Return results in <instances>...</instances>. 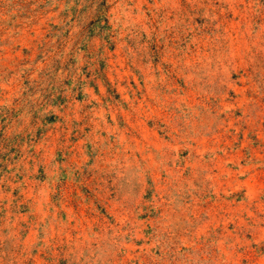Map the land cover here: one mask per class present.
Returning a JSON list of instances; mask_svg holds the SVG:
<instances>
[{"label":"rangeland","instance_id":"rangeland-1","mask_svg":"<svg viewBox=\"0 0 264 264\" xmlns=\"http://www.w3.org/2000/svg\"><path fill=\"white\" fill-rule=\"evenodd\" d=\"M0 264H264V0H0Z\"/></svg>","mask_w":264,"mask_h":264}]
</instances>
